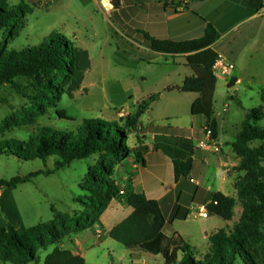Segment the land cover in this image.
<instances>
[{
	"label": "trees",
	"instance_id": "obj_1",
	"mask_svg": "<svg viewBox=\"0 0 264 264\" xmlns=\"http://www.w3.org/2000/svg\"><path fill=\"white\" fill-rule=\"evenodd\" d=\"M10 1L0 0V31L7 32L6 44L19 37L28 24V15L42 4L39 0H22L18 4H11ZM112 4L115 8L119 5L117 0H112ZM178 9H174L176 13L180 12ZM110 29L118 51L122 50V54L129 58L133 56L136 62L152 63L164 55L187 56L194 75L186 77L182 86L167 90L199 93L201 97L194 103L192 113L207 118V128L217 139L219 125L214 118V95L218 79L213 69L219 54L213 50V45L218 41L219 34L215 26L209 23L202 37L191 40L161 39L147 32H140V38L125 37L113 26ZM91 66L87 49L76 45L62 33H51L37 46L4 50L0 54V86L12 85L20 95L28 97L35 107L41 109L63 95L73 99L75 92L82 88ZM19 77L28 78L36 84V96H29L17 83ZM159 98L160 94H152L143 99L138 104V110L122 123L87 118L76 132L46 127L29 143L17 139L0 141V156H13L21 161H46L55 157L53 170H39L9 180L0 179V188L5 189L30 183L39 175L49 176L65 170L76 160L100 155L99 162L87 171V185H82L84 194L73 199L84 210L75 214L61 213L51 206L53 219L49 222H40L22 232L13 226L0 227L2 262L39 263L37 246L46 248L47 239L55 244L67 234L90 229L95 224L102 226L100 218L104 211L114 199L123 195L121 185L115 180L116 166L129 158L146 164L145 157L150 148L142 143L130 148L127 142L132 133L141 132V117ZM57 114L63 119L74 120L64 110L57 111ZM262 121L260 107L249 110L236 140L230 143L241 159L234 168L240 173L234 184L237 196L215 193L206 209L210 217L216 216L225 221L233 219L239 203L243 212L232 229H220L209 236V252L203 258H197L193 247L181 235H165L163 229L167 220L160 203L148 199L144 193L129 190L124 195L133 213L114 226L109 237L126 248L162 255L165 264H236L239 259L246 264H264V147H251L253 143L264 142ZM174 168L177 181L188 177L193 169V159H177ZM42 264H85V259L57 245Z\"/></svg>",
	"mask_w": 264,
	"mask_h": 264
},
{
	"label": "crops",
	"instance_id": "obj_2",
	"mask_svg": "<svg viewBox=\"0 0 264 264\" xmlns=\"http://www.w3.org/2000/svg\"><path fill=\"white\" fill-rule=\"evenodd\" d=\"M21 1L16 0L18 3ZM39 1L42 3L40 7H45L47 10L71 1L80 2L84 7H92L94 15L102 16L108 27L113 26L125 37L131 35L140 38V32H147L161 39L191 40L202 37L206 26L210 23L215 26L219 34L213 50L220 57L236 65L234 77H231V74L223 76L213 69L217 79L222 78L228 88L250 84V77L254 78L257 73V70L254 73L244 69L242 65L244 55L245 64L255 61L258 54H262L259 58L264 62V0H117L119 5L116 8L112 0H84L85 3L83 0ZM175 8H179L180 12L176 13ZM129 40L137 44L136 41ZM226 40L228 46L224 45ZM113 56L114 54L112 58ZM129 59L136 61L134 57ZM130 61L127 65L116 67L119 71L118 75L116 70L111 75L109 69L95 66L92 60L91 69L86 73L82 88L75 92L78 98L83 96L82 93L86 90L88 91L81 104V121L88 118L83 115L85 111L90 112L91 118L110 123H122L128 116L134 114L133 110L137 109L138 104L151 95L146 86L149 70L146 65L172 63L180 69V72L176 81L170 79L168 72H164L165 75L167 74V81L158 80L156 88L162 90L160 98L141 117L139 122L141 132L134 134L136 139L131 144L132 148L140 143L150 148L145 157L146 164L142 165L129 158L115 168V180L121 185L123 195L114 199L102 214L100 222L104 233L101 238L107 241L110 230L133 213V208L124 196L130 190L144 193L148 199L160 203L167 220L163 231L168 237L179 234L186 241L195 242L198 239L195 234L200 235L205 246L200 249L195 244L198 251L196 256L203 258L209 252V236L220 229H232L240 220L242 206L239 203L235 207L232 220L223 224L215 222L209 229L191 232L189 228L183 227V224L189 223L195 217L201 218V208H206L215 193L237 196L234 184L240 173L234 168L239 165L241 159L230 143L236 140L242 124L241 128L237 129L234 139L230 140L225 135V122L219 120L214 104V118L219 125L216 139L219 146L217 149L200 147L201 142L208 140L207 118L193 115L192 107L201 95L195 92L167 90L169 87L182 86L186 77L194 75L193 69L187 63V56L164 55L153 63L141 61L136 67L129 66ZM85 103L88 105L85 106ZM186 157L193 159V169L188 177H182L177 181L174 161ZM6 190L9 189H4V192L1 190L0 194V225L10 224L20 231L18 225H22L24 220L19 212L21 206L19 208L18 202L12 196L8 198ZM237 207L238 215H236ZM210 218L209 216L203 219ZM101 238L99 241L102 240ZM80 240L81 238H75V245L61 247L84 257L85 264H88L87 241L82 243ZM128 251L130 259L123 264H165L162 255L156 256L140 249H128ZM0 264L12 263H4L0 260Z\"/></svg>",
	"mask_w": 264,
	"mask_h": 264
},
{
	"label": "rangeland",
	"instance_id": "obj_3",
	"mask_svg": "<svg viewBox=\"0 0 264 264\" xmlns=\"http://www.w3.org/2000/svg\"><path fill=\"white\" fill-rule=\"evenodd\" d=\"M10 3L18 4L16 0ZM110 30V26L108 27L107 23L103 21L102 16L94 15L92 7H84L80 2L71 1L65 3V5H58L51 10H47L45 7L35 8L34 12L28 15L26 28L15 40L6 44L7 32L0 31V54L4 50H21L26 47L37 46L49 33H62L76 45L87 49L95 66H104L109 69V73L112 75L116 67L120 68L123 64L127 65L130 59L129 56L122 54V50L118 51L117 43ZM224 45L228 46V40L224 42ZM112 54H114L113 58ZM261 55L258 54L257 59L250 62V64H245V55L243 56L242 65L244 69L254 73L257 70L255 77H250V84L245 83L241 86H235L236 88H228L222 78L218 79L217 92H215L214 98L215 110L219 120L225 122V135L230 140L234 139L237 129L241 128V124L246 120L247 113L251 109L260 107L264 125V62L259 58ZM227 61L235 66V69L231 72V77H234L236 65L232 61ZM139 62L141 61L134 62L131 60L129 66L136 67ZM164 64L146 65V68L149 69L146 86H148L151 95L161 93L162 90H158L159 88H156V85H158L159 79L164 82L167 81V74L165 75L164 72L170 73V79L175 81L178 79L180 69L172 63H168L169 65ZM116 71L118 75L119 71ZM151 71L158 73L154 74ZM41 80L43 81V79ZM16 81L29 96L37 95L38 90L32 80L19 77ZM87 94L88 91L86 90L82 93L83 96L77 98L75 95L73 99L69 98L68 95H63L59 100L53 101L52 104L43 105L39 109L33 105L28 97L20 95L12 85L0 86V141L17 139L29 143L46 127H52L59 131L76 132L83 122L80 119L82 114L81 104ZM231 96H235V98H231ZM84 105L88 104L85 103ZM62 110L66 111V114L74 120L59 117L57 111ZM137 110L138 107L133 110V113ZM83 115L88 118L92 117L90 112L87 111ZM134 134L136 133L129 136L130 140L128 139L127 142L130 148H132L133 140L136 139ZM261 145L264 147V142L253 143L251 147L256 148ZM99 160L100 155L76 160L65 170L55 172L49 176L39 175L30 183L6 190L8 198L12 196L18 202L19 208L21 206L19 212L23 215L24 220L22 225H18L20 232L25 230L22 227L28 229L40 222L52 220L51 206L55 211L61 213L75 214L84 210V207L79 203H75L73 199L84 194L82 185H87V171L90 167L96 165ZM54 163L55 157H50L46 161L41 159L21 161L13 156H0V179L9 180L12 177L26 176L39 170H53ZM4 189L0 188V194L1 190L4 192ZM238 213L239 208L237 207L236 215ZM215 222L223 224L225 220L216 216H212L209 220L195 217L189 223L183 224V227L189 228L191 232H197L202 229H209ZM9 226L12 225H0V227ZM103 233L101 226L95 224L90 229L67 234L55 244L47 239L46 248L37 246L40 262L30 264H42L46 255L57 245L62 247L75 245V238H81L82 243L87 241L88 264H123L126 260L127 263L130 259L129 248L110 237L105 241V239H102ZM195 236L198 238L197 243L193 240L187 242L193 247L197 255L198 251L195 244L203 249L205 242L200 238V235L195 234ZM100 238L101 241H99ZM236 264L246 263L244 260L239 259Z\"/></svg>",
	"mask_w": 264,
	"mask_h": 264
},
{
	"label": "built area",
	"instance_id": "obj_4",
	"mask_svg": "<svg viewBox=\"0 0 264 264\" xmlns=\"http://www.w3.org/2000/svg\"><path fill=\"white\" fill-rule=\"evenodd\" d=\"M235 69L234 64L227 62L224 58L219 56V59L217 60L216 64L214 65V70L217 71V73H221L223 76H228L231 74V72ZM206 136L208 138L207 142H201L199 144L200 147H213L215 149L218 148L219 144L215 138H213V133L210 128H207L206 130ZM200 215L203 218H208V211L205 207L201 208Z\"/></svg>",
	"mask_w": 264,
	"mask_h": 264
}]
</instances>
